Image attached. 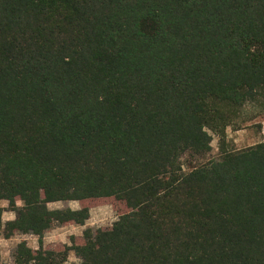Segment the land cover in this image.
I'll list each match as a JSON object with an SVG mask.
<instances>
[{
  "label": "trees",
  "instance_id": "1",
  "mask_svg": "<svg viewBox=\"0 0 264 264\" xmlns=\"http://www.w3.org/2000/svg\"><path fill=\"white\" fill-rule=\"evenodd\" d=\"M263 102L264 0H0V237L39 242L13 264H264V138L227 133ZM93 199L129 212L47 249Z\"/></svg>",
  "mask_w": 264,
  "mask_h": 264
},
{
  "label": "rangeland",
  "instance_id": "2",
  "mask_svg": "<svg viewBox=\"0 0 264 264\" xmlns=\"http://www.w3.org/2000/svg\"><path fill=\"white\" fill-rule=\"evenodd\" d=\"M228 139L233 142L235 148H245L258 143L264 138V102L248 105L236 128L227 130ZM218 139L212 143L211 157L218 156ZM0 206L5 210L4 221L15 219V213L10 211L9 203L0 201ZM22 206V202H18ZM65 206L62 202L49 204L50 209H59ZM72 209L88 207L91 212L89 221L85 226L71 224L55 225L44 237L45 247L53 250H63L64 246H72L83 241V232L87 228L106 229L118 221L121 215L129 212L125 204L114 199H93L84 202H70ZM26 241L29 247L37 250L39 247L38 237L34 235L16 234L10 239L0 237L1 262L0 264H13V255L16 246ZM66 264H79L74 252L69 253Z\"/></svg>",
  "mask_w": 264,
  "mask_h": 264
}]
</instances>
